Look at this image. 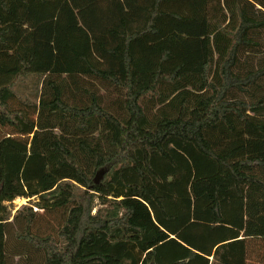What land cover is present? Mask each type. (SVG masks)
<instances>
[{"label": "trees", "instance_id": "obj_1", "mask_svg": "<svg viewBox=\"0 0 264 264\" xmlns=\"http://www.w3.org/2000/svg\"><path fill=\"white\" fill-rule=\"evenodd\" d=\"M262 50L264 0H0V264H264Z\"/></svg>", "mask_w": 264, "mask_h": 264}, {"label": "rangeland", "instance_id": "obj_2", "mask_svg": "<svg viewBox=\"0 0 264 264\" xmlns=\"http://www.w3.org/2000/svg\"><path fill=\"white\" fill-rule=\"evenodd\" d=\"M246 58H250L253 64H257L261 59V56L264 55V50L261 52H251L246 54ZM41 80L42 76L38 74H29L20 80H18L14 85L13 89L15 91V96L10 99V105L12 107L26 106L30 109L32 117H36V108L38 103V98L41 90ZM240 96H248V93H243L238 91L237 93ZM7 128L2 127L0 130L4 132ZM83 187L76 189V192H81ZM39 197L37 195L32 196H16L11 200H4V203L9 211L10 217L17 211H26L27 207L32 206L33 209H37V214L35 216V221L39 228L37 231L42 233H50L53 237H57V227L59 221L61 220L59 209L54 208L52 211L44 210L42 207H39ZM100 205L97 198L94 199V206L92 212ZM36 228H34L35 231ZM262 243V244H261ZM263 245V242H258L255 245V249L260 250Z\"/></svg>", "mask_w": 264, "mask_h": 264}, {"label": "water", "instance_id": "obj_3", "mask_svg": "<svg viewBox=\"0 0 264 264\" xmlns=\"http://www.w3.org/2000/svg\"><path fill=\"white\" fill-rule=\"evenodd\" d=\"M106 170H107V168H105V167H101L100 169H98L94 175V181L98 182L102 178V176L104 175Z\"/></svg>", "mask_w": 264, "mask_h": 264}]
</instances>
